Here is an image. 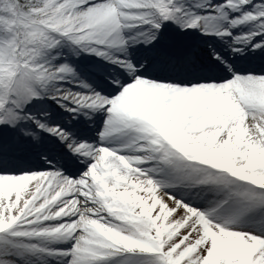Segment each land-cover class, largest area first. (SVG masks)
I'll use <instances>...</instances> for the list:
<instances>
[{
  "label": "snow or ice",
  "instance_id": "snow-or-ice-1",
  "mask_svg": "<svg viewBox=\"0 0 264 264\" xmlns=\"http://www.w3.org/2000/svg\"><path fill=\"white\" fill-rule=\"evenodd\" d=\"M0 264H264V0H0Z\"/></svg>",
  "mask_w": 264,
  "mask_h": 264
}]
</instances>
